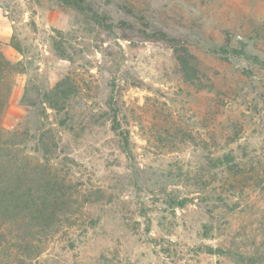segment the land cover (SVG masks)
Here are the masks:
<instances>
[{
  "label": "rangeland",
  "instance_id": "1",
  "mask_svg": "<svg viewBox=\"0 0 264 264\" xmlns=\"http://www.w3.org/2000/svg\"><path fill=\"white\" fill-rule=\"evenodd\" d=\"M87 3L0 0V49L16 64L1 85L0 164L20 174L6 184L50 171L73 221L34 236L39 259L3 246L0 264H240L204 247L264 246V0ZM175 47L192 55L194 81ZM60 81L72 90L62 111L46 97ZM6 233L22 248V233Z\"/></svg>",
  "mask_w": 264,
  "mask_h": 264
},
{
  "label": "trees",
  "instance_id": "2",
  "mask_svg": "<svg viewBox=\"0 0 264 264\" xmlns=\"http://www.w3.org/2000/svg\"><path fill=\"white\" fill-rule=\"evenodd\" d=\"M60 4L73 6L78 10L86 11L89 9L87 0H58ZM98 17V16H96ZM99 21V20H98ZM162 39L168 40L169 42L175 41L174 38H168L165 32L159 31ZM173 40V41H172ZM175 52L177 58L182 65L183 73L188 80L194 81L197 74L196 65L192 64V55L188 51L187 47H183L181 52L178 47H175ZM16 64L8 60L0 49V96L2 93L1 85L3 74L7 72L10 74ZM5 75V74H4ZM6 77V75H5ZM8 83V81H7ZM63 82H58L54 88L46 93V97L50 106L62 111L64 106L59 98L63 96L65 99L69 98L72 90L64 89L62 87ZM8 92L3 95L4 100L0 102V121L6 112L7 99L10 91V86L8 85ZM2 98V97H1ZM63 98V99H64ZM64 99V100H65ZM111 108L117 113L118 109L115 108L114 103L111 101ZM114 124L112 129L116 132L118 136L121 137L122 142L125 145L130 144L128 136L120 129L117 116L115 114ZM6 130L0 124V136L4 135ZM41 165H39L40 167ZM36 171V172H35ZM4 169L0 164V250L4 246V250L7 251L8 258L13 257L22 263H26L27 260L39 259L42 256V249L34 245V236H44L46 242L59 236V233L66 232V229L73 224L69 222L70 219H66L67 222L62 220V216L66 211L68 203L64 199L63 186L60 184L58 177L47 172V175L41 174V168L34 170L35 175L40 178L38 180L39 185L37 186H25L21 187L16 185L6 184L7 176H11V180H14L18 174L15 170ZM24 175L28 177V171L24 170ZM22 172V173H23ZM22 176V175H21ZM36 177V178H37ZM264 177V171H263ZM264 178L262 179V181ZM242 179L230 181L228 183L230 187H238L242 184ZM239 183V184H238ZM183 201H176V207H183ZM92 220V219H90ZM76 224V222H74ZM82 234H87V223H81ZM93 226V225H92ZM16 230L22 233L20 247L14 249L12 246L9 247L6 243L10 240L7 238V233L10 230ZM86 232V233H85ZM41 241V240H40ZM2 242L5 244L3 245ZM204 252L208 254L225 255L235 258L240 264H264V246L260 245L252 249V251H242L235 250L233 244L230 241V245L225 246H207L204 247ZM11 264V263H8Z\"/></svg>",
  "mask_w": 264,
  "mask_h": 264
}]
</instances>
